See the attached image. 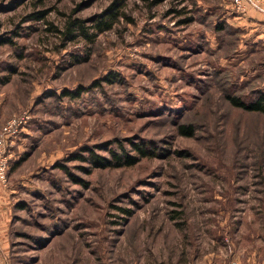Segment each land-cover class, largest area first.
I'll use <instances>...</instances> for the list:
<instances>
[{
  "label": "rangeland",
  "instance_id": "374dc122",
  "mask_svg": "<svg viewBox=\"0 0 264 264\" xmlns=\"http://www.w3.org/2000/svg\"><path fill=\"white\" fill-rule=\"evenodd\" d=\"M257 5L246 8L264 14V0ZM234 6L0 0V130L31 116L18 134L24 153L0 183L14 190L0 264H264V114L226 98L263 91L264 72L242 76L263 65L264 51L241 61L233 33L214 30ZM117 7L126 18L91 42L62 33L81 19L94 34ZM37 12L44 18H31ZM121 145L135 164L72 158L93 149L111 159Z\"/></svg>",
  "mask_w": 264,
  "mask_h": 264
},
{
  "label": "trees",
  "instance_id": "16d2710c",
  "mask_svg": "<svg viewBox=\"0 0 264 264\" xmlns=\"http://www.w3.org/2000/svg\"><path fill=\"white\" fill-rule=\"evenodd\" d=\"M183 10L184 8H181L179 10L171 9L170 11H168V13L169 14L177 13L178 15H180L184 12ZM31 18L41 20L44 18V12H37ZM120 18H126V15L123 11H121V7H117L116 9L108 13V15L105 16L104 18H100L95 21L93 28H95L96 32L94 34L88 33L89 27H85L84 25L85 22L84 20H81V19H74V20L71 19L67 21L65 29L62 31V33L66 38L71 37V39H73L75 38V36L79 35L83 37L85 40H87L88 42H91L94 40V36H96V34L110 30L113 27V25L119 21ZM189 19L190 18L187 19V17H185L180 22L186 23V21ZM225 22L223 19L219 21V23L216 24V26L214 27L215 28L214 30L219 32V31H222L223 29H228L229 32H232L234 35V42L238 43L239 42V30L235 28L232 29L230 26L225 24ZM230 29L232 31H230ZM5 41L9 42V40L7 39H5ZM60 94H61L60 95L61 97H68V98H75L76 96L79 95L78 92H70L67 90L66 91L64 90ZM226 98L228 102L235 107H238L240 109H243L249 112H257L260 114H264V92L261 90L256 91V93L254 94V98L251 101H246L242 99L241 96H237V95H233V96L227 95ZM177 130H178V133L184 137H192L194 135V132H193L194 126L192 125H188V126L180 125L178 126ZM131 145L133 146V150L136 151L140 156H146L149 154L148 149L144 145L135 144V143H131ZM122 148L123 146L121 145V150H122L121 154L115 153V152L111 153V156H112L111 159L100 156L99 154L95 153L93 149L86 150V152L89 154L88 156L83 155L82 152H85V151H81V153L75 154L72 158L77 161L83 162V163L84 162L93 163L94 166L99 167V168H104L108 166H115V167L131 166L135 164V162L137 161L136 157L130 155L129 153H127V151H125V149H122ZM19 160L15 161L14 165H16ZM10 164L12 165L11 162ZM11 165H9V170L11 168ZM60 167L64 170L65 173H68L65 166H60ZM72 179L75 183L79 182L78 179H75V178H72ZM124 212L126 214H129L128 210H124Z\"/></svg>",
  "mask_w": 264,
  "mask_h": 264
},
{
  "label": "crops",
  "instance_id": "0c3cea01",
  "mask_svg": "<svg viewBox=\"0 0 264 264\" xmlns=\"http://www.w3.org/2000/svg\"><path fill=\"white\" fill-rule=\"evenodd\" d=\"M258 8V6H257ZM264 12V10L262 11ZM227 18V22L233 25V28L239 30V45L235 56H240V59L247 54L254 51H264V14L258 10L252 8H246L244 11L228 13L224 16ZM242 61V59H241ZM263 65H259L253 68L250 75L242 78L248 79V77L254 74L264 72ZM241 78V80H242ZM264 91V82L261 85ZM25 141L22 136H17L13 144L8 149L10 162L19 159L21 154L24 153ZM13 186H9L8 190H4L0 185V245L6 235V228H8L10 221L11 205L9 194L14 190Z\"/></svg>",
  "mask_w": 264,
  "mask_h": 264
},
{
  "label": "built area",
  "instance_id": "2783aa9c",
  "mask_svg": "<svg viewBox=\"0 0 264 264\" xmlns=\"http://www.w3.org/2000/svg\"><path fill=\"white\" fill-rule=\"evenodd\" d=\"M234 7L238 11H244L246 5L251 3L257 7V0H233ZM242 3L244 7H242ZM31 116L26 111L20 115L9 119L0 130V183L6 185L7 172L9 170L10 159L8 154L9 147L13 144L17 138L19 132L27 125ZM4 185V186H5ZM230 264H236L235 262Z\"/></svg>",
  "mask_w": 264,
  "mask_h": 264
}]
</instances>
